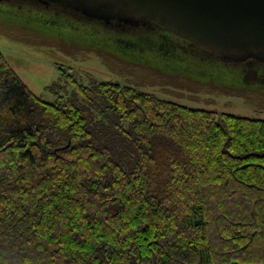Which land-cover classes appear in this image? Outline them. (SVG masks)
<instances>
[{
	"label": "trees",
	"instance_id": "trees-1",
	"mask_svg": "<svg viewBox=\"0 0 264 264\" xmlns=\"http://www.w3.org/2000/svg\"><path fill=\"white\" fill-rule=\"evenodd\" d=\"M64 75L73 94L45 101L0 50V264H264V119Z\"/></svg>",
	"mask_w": 264,
	"mask_h": 264
},
{
	"label": "rangeland",
	"instance_id": "rangeland-1",
	"mask_svg": "<svg viewBox=\"0 0 264 264\" xmlns=\"http://www.w3.org/2000/svg\"><path fill=\"white\" fill-rule=\"evenodd\" d=\"M140 30L108 27L66 4L49 7L39 0H0V50L29 88L45 101L55 102L61 95L73 94L64 75L67 71L85 84L113 80L190 107L264 119V62L255 66L244 61L251 58H209L200 45H191L194 42L166 28L165 35L173 42L147 43L138 37ZM135 64L159 68L174 77L173 83L149 81L147 78L157 73ZM184 74L201 82L249 86L248 94L257 104L226 88L196 89L189 82L181 86L175 77Z\"/></svg>",
	"mask_w": 264,
	"mask_h": 264
},
{
	"label": "water",
	"instance_id": "water-1",
	"mask_svg": "<svg viewBox=\"0 0 264 264\" xmlns=\"http://www.w3.org/2000/svg\"><path fill=\"white\" fill-rule=\"evenodd\" d=\"M110 22L155 23L203 48L236 58L264 55V0H52Z\"/></svg>",
	"mask_w": 264,
	"mask_h": 264
},
{
	"label": "flooded vegetation",
	"instance_id": "flooded-vegetation-1",
	"mask_svg": "<svg viewBox=\"0 0 264 264\" xmlns=\"http://www.w3.org/2000/svg\"><path fill=\"white\" fill-rule=\"evenodd\" d=\"M31 1H35V0H31ZM39 1H41V2L43 1V3H45L49 7L62 6V5L65 6V4H63L62 2H57V1H52V0H39ZM97 21L98 22H104L108 27L110 25H115V26H118L119 28L121 27L122 29H126L127 27L142 28L143 26L151 27L154 29L157 27L159 29L164 28L163 26H161V25L155 23L153 20H149V19H140L138 23H126L125 21L120 20L119 18L112 19L110 22H106L105 20L103 21V20H98V19H97ZM229 56H232V55H229Z\"/></svg>",
	"mask_w": 264,
	"mask_h": 264
}]
</instances>
